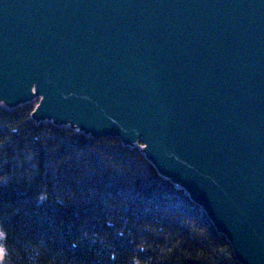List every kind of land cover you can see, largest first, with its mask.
Wrapping results in <instances>:
<instances>
[{
  "label": "water",
  "instance_id": "95a60500",
  "mask_svg": "<svg viewBox=\"0 0 264 264\" xmlns=\"http://www.w3.org/2000/svg\"><path fill=\"white\" fill-rule=\"evenodd\" d=\"M31 79L41 113L141 140L264 264V0H0V97Z\"/></svg>",
  "mask_w": 264,
  "mask_h": 264
},
{
  "label": "trees",
  "instance_id": "16d2710c",
  "mask_svg": "<svg viewBox=\"0 0 264 264\" xmlns=\"http://www.w3.org/2000/svg\"><path fill=\"white\" fill-rule=\"evenodd\" d=\"M0 108V264H241L139 146Z\"/></svg>",
  "mask_w": 264,
  "mask_h": 264
},
{
  "label": "rangeland",
  "instance_id": "374dc122",
  "mask_svg": "<svg viewBox=\"0 0 264 264\" xmlns=\"http://www.w3.org/2000/svg\"><path fill=\"white\" fill-rule=\"evenodd\" d=\"M41 100H43V99L35 92L32 94H29L28 97L26 98V100L19 103V104L9 102L8 100H1L0 99V108L6 109V110H12V109H15L19 106L25 105V104L33 105V111L31 112L30 115H31V119L34 122H44L45 121V122H49V123L55 124V125L60 126V127L70 128V129H73L74 131L83 132L86 135H90V136L96 135L97 136V133L91 129H88V128H86L85 130L83 128L78 129L77 127L72 126L71 123L63 124L61 121L57 120L55 117L47 116V115L41 113L40 109H39L40 105L42 104ZM139 141H141V140H136L135 143H133V144L130 143L128 145L129 146H137ZM139 148L145 154L146 146L144 145L143 142L139 146ZM2 256H3V251H2V248L0 247V262L2 260Z\"/></svg>",
  "mask_w": 264,
  "mask_h": 264
},
{
  "label": "bare ground",
  "instance_id": "6f19581e",
  "mask_svg": "<svg viewBox=\"0 0 264 264\" xmlns=\"http://www.w3.org/2000/svg\"><path fill=\"white\" fill-rule=\"evenodd\" d=\"M33 82L34 81H32V79H31V81H28L24 85V87L22 89V92L20 94H17V95L16 94L15 95H9V96L3 97V98L0 97V98L3 99V100H8L9 102H12V103H15V104H19V103H21V102H23V101L26 100L28 93L32 94V93H35L36 92V87H35V84ZM128 141H125V142L129 143ZM131 143L133 144L134 143V140H132ZM148 159L154 165V167L157 168V170H158L159 173H161L162 175H165V176L169 177L170 179H172V181L177 182L176 177H174L171 174H167V173L163 172L162 170H160V168H159L160 166L158 164V161H156L154 158H152L150 156L148 157Z\"/></svg>",
  "mask_w": 264,
  "mask_h": 264
}]
</instances>
